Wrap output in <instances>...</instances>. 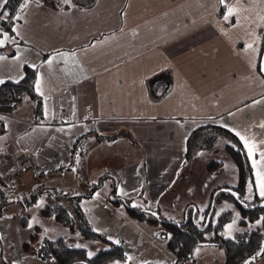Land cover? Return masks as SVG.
Listing matches in <instances>:
<instances>
[{
  "label": "crops",
  "instance_id": "crops-1",
  "mask_svg": "<svg viewBox=\"0 0 264 264\" xmlns=\"http://www.w3.org/2000/svg\"><path fill=\"white\" fill-rule=\"evenodd\" d=\"M262 18L264 0H20L0 34V81L34 69L41 115L30 98L28 109L0 113V192L64 174L79 158L72 146L84 156L87 144L120 137L144 152L164 190L189 160V134L206 124L238 138L255 185L264 168ZM163 74L171 87L153 101L147 82ZM15 165L27 170L16 182Z\"/></svg>",
  "mask_w": 264,
  "mask_h": 264
},
{
  "label": "rangeland",
  "instance_id": "rangeland-1",
  "mask_svg": "<svg viewBox=\"0 0 264 264\" xmlns=\"http://www.w3.org/2000/svg\"><path fill=\"white\" fill-rule=\"evenodd\" d=\"M30 104L25 98L17 109H28ZM124 138L103 145L87 144L84 156L77 158L64 174L35 178L31 186L22 190L8 188L0 192V264H55L42 252V246L60 237L68 247L85 249L88 257L108 248L103 241L72 234L52 218L41 215L44 207L54 205L65 207L77 224L121 246L126 256L122 264H225L217 237L240 241L254 230L260 232L261 243L254 255L240 264H264V214L251 223L233 203L211 202L214 189L237 184L236 166L226 150V138L218 137L212 148L199 150L187 160L164 190L156 189L149 179L144 152ZM212 162L221 165L212 167ZM64 177L71 179L66 182ZM249 185L243 198L246 203L254 196ZM179 187L181 191H177ZM255 189L259 196L257 182ZM78 191L80 194L74 195ZM211 205L214 209L206 212ZM187 207L192 216L196 214L199 227L205 229L207 222L211 227L205 233L207 243L197 246L188 260L180 262L166 248L169 234L161 222L181 223ZM129 209L143 211L146 219L131 216ZM223 213L229 219L218 227Z\"/></svg>",
  "mask_w": 264,
  "mask_h": 264
},
{
  "label": "trees",
  "instance_id": "trees-1",
  "mask_svg": "<svg viewBox=\"0 0 264 264\" xmlns=\"http://www.w3.org/2000/svg\"><path fill=\"white\" fill-rule=\"evenodd\" d=\"M19 3L20 0H8V3L1 8L0 34L6 31L10 22L14 20ZM3 13H7V15H3ZM1 52L2 49H0ZM35 78L36 71L25 66L24 75L20 81L0 83V113H11L25 98H30L35 102V112L40 117V101L33 90ZM170 87V79L165 74L152 78L147 82L149 96L153 101L164 97ZM220 136L229 141L226 150L236 166L237 184L233 187L226 186L222 189H214L211 194V202H214V205L217 202L224 201L233 203L239 208L243 218H247L248 222H255L264 214V208L258 206L261 198L256 193L253 171L247 152L234 134L213 125L206 124L199 126L187 138L184 152L185 158L191 159L199 150L212 148L214 142ZM102 138V136H98V139ZM71 154L74 155L73 160L76 157H82V146H72ZM210 165L216 167L221 165V163L212 162ZM249 184H251L254 190V196L250 203H246L243 198ZM115 203L118 202L115 201ZM212 208L214 209L213 205L206 212H210ZM186 209L187 212L181 223L161 222L169 234L166 248L180 262L188 260L197 246L207 243L205 233L211 227L209 222L206 223L205 229L199 227L195 221L196 214L192 216L190 208L187 207ZM129 211L131 212V216L136 217L138 220L144 221L146 219L143 211H137L136 209H129ZM41 215L46 218H52L56 223L68 228L72 234L94 241H103L108 245L107 249L88 257L85 249L68 247L65 239L62 237L52 241L48 240L43 244L42 252L44 251L45 255L52 257L55 260V264H111L115 262L122 264L125 262L126 256L121 246L105 240L90 228L77 224L75 218L72 217L65 207L61 205L46 206L41 210ZM228 219L229 216L227 217L223 213L219 218L218 227L223 221H227ZM147 222L156 223L157 221L147 220ZM216 241L224 252L225 264H240L254 255L261 243V234L258 230H254L247 234L245 240L237 241L217 237ZM45 255H41V257L44 258Z\"/></svg>",
  "mask_w": 264,
  "mask_h": 264
},
{
  "label": "snow or ice",
  "instance_id": "snow-or-ice-1",
  "mask_svg": "<svg viewBox=\"0 0 264 264\" xmlns=\"http://www.w3.org/2000/svg\"><path fill=\"white\" fill-rule=\"evenodd\" d=\"M220 2H221V4H224L225 3V0H220ZM7 3H8V0H3V3H0V8H3L4 5H6ZM65 3H68V0H65ZM26 6H27V4L22 5V7H26ZM233 13H234V9L231 8V7H229L228 8V15L225 16V19L227 20L228 19V16L233 15ZM3 15H7V13H3ZM17 18L19 19V17H17ZM262 19H264V18H262ZM7 38H8L7 37V34H5V38L4 39H0V46H2L5 43V40ZM248 47L251 48L252 45L250 44V45H248ZM0 59H3V58L0 57ZM49 63H51V61H49ZM0 83H3V81H0ZM36 85H37V90H39V86H40V80H39V78L37 79ZM262 126H264V125H262ZM237 135H239V133H237ZM241 140H244V137H241ZM245 143L247 145V141H245ZM248 151H249V155H252V153H253V147L252 146H249ZM262 155H264V154H262ZM255 164H256V162L253 161V166L254 167H255ZM257 187L259 189V195L261 197H264V171H258L257 172ZM251 189H252V186L250 184L249 185V191L250 192H251ZM262 219H264V218H262ZM258 223H259V221H258ZM228 227L231 228V225H229Z\"/></svg>",
  "mask_w": 264,
  "mask_h": 264
},
{
  "label": "built area",
  "instance_id": "built-area-1",
  "mask_svg": "<svg viewBox=\"0 0 264 264\" xmlns=\"http://www.w3.org/2000/svg\"><path fill=\"white\" fill-rule=\"evenodd\" d=\"M23 158L24 157L22 155L17 156L16 163L20 162ZM14 167H15V170L12 172V179L13 180L21 178L27 171L23 168L16 166V165ZM64 169H65L64 167L59 168V172H62Z\"/></svg>",
  "mask_w": 264,
  "mask_h": 264
},
{
  "label": "flooded vegetation",
  "instance_id": "flooded-vegetation-1",
  "mask_svg": "<svg viewBox=\"0 0 264 264\" xmlns=\"http://www.w3.org/2000/svg\"><path fill=\"white\" fill-rule=\"evenodd\" d=\"M262 203H264V199L263 200H261L259 203H258V206L260 205V204H262ZM264 208V207H263ZM262 240V239H261Z\"/></svg>",
  "mask_w": 264,
  "mask_h": 264
},
{
  "label": "water",
  "instance_id": "water-1",
  "mask_svg": "<svg viewBox=\"0 0 264 264\" xmlns=\"http://www.w3.org/2000/svg\"><path fill=\"white\" fill-rule=\"evenodd\" d=\"M228 191H229V190H228ZM259 206H260V207H264V203L260 204Z\"/></svg>",
  "mask_w": 264,
  "mask_h": 264
}]
</instances>
